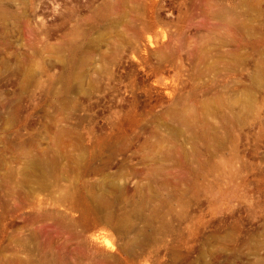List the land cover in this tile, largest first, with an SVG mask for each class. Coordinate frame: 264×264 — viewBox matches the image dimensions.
Listing matches in <instances>:
<instances>
[{
  "label": "rangeland",
  "instance_id": "obj_1",
  "mask_svg": "<svg viewBox=\"0 0 264 264\" xmlns=\"http://www.w3.org/2000/svg\"><path fill=\"white\" fill-rule=\"evenodd\" d=\"M0 264H264V0H0Z\"/></svg>",
  "mask_w": 264,
  "mask_h": 264
},
{
  "label": "bare ground",
  "instance_id": "obj_2",
  "mask_svg": "<svg viewBox=\"0 0 264 264\" xmlns=\"http://www.w3.org/2000/svg\"><path fill=\"white\" fill-rule=\"evenodd\" d=\"M179 118H183L184 116L183 115H179L178 116ZM35 166H36V162L35 161H30L26 164L25 166V170L27 172H30V171H33L35 169Z\"/></svg>",
  "mask_w": 264,
  "mask_h": 264
}]
</instances>
